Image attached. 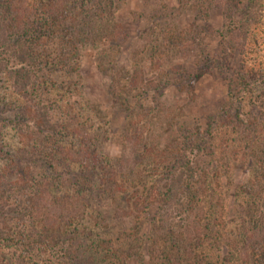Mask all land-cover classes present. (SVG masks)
I'll return each instance as SVG.
<instances>
[{
	"label": "trees",
	"instance_id": "1",
	"mask_svg": "<svg viewBox=\"0 0 264 264\" xmlns=\"http://www.w3.org/2000/svg\"><path fill=\"white\" fill-rule=\"evenodd\" d=\"M123 1L0 0V80L11 85L18 99L5 107L16 113L13 120L0 116V154L5 142L9 145L0 172V264H264V214L255 233L225 236L219 224L225 207L219 200L214 204L203 162L211 158L212 125L207 133L185 128L176 143L161 150L142 141L139 154L145 164L134 174H121L100 150L109 131L96 128L91 117L85 119L86 104L76 100L71 86L59 82L60 75L79 71L80 48L95 38L109 41L110 51L121 53L125 35L115 15ZM194 1L219 4L224 26L218 36L239 43L244 59L238 70L229 69L226 108L242 104L244 94L254 93L262 79L250 58L263 43L256 31L264 32V0ZM150 43L141 35L136 57L145 55ZM152 55L157 81L145 83L141 60H135L134 75H122L116 65L106 70L115 89L133 100L177 85L194 94L191 82L168 80L161 68L164 54ZM90 113L101 119L95 108ZM223 118L257 131L255 120L247 122L239 113L232 116L227 110ZM9 133L15 137L11 142ZM259 190L264 194V187ZM122 200L125 207L119 206L113 216L117 223L143 220L156 206L148 258L142 226L117 249L89 230L91 221L94 228H107L111 221L101 210ZM221 241L229 247L226 262L216 254Z\"/></svg>",
	"mask_w": 264,
	"mask_h": 264
},
{
	"label": "rangeland",
	"instance_id": "2",
	"mask_svg": "<svg viewBox=\"0 0 264 264\" xmlns=\"http://www.w3.org/2000/svg\"><path fill=\"white\" fill-rule=\"evenodd\" d=\"M218 6L197 4L194 0H124L115 15L125 35L121 46L119 44L121 53L111 52L109 41L100 43L102 39L95 38L92 43L80 48L76 60L79 71L60 75L58 80L71 86V94L76 93V100L86 104L82 116L85 119L91 117L96 122V128L100 126L109 131L105 137L108 140H104L100 150L121 174L139 169L143 163L139 153L145 141L148 148L161 150L176 143L185 128V131L207 133L212 125L211 158L203 162L208 169L214 204L219 200L225 207L219 224L224 226L225 236L231 234L233 237V232H258L264 214V194L261 195L259 190L260 186L264 187V32L257 28L263 43L250 58L262 74V79L254 93L244 94L242 104L235 103L227 109V77L232 70L239 69L244 57L239 51L238 41L233 42L232 37L222 41L218 36L224 26L221 11L216 8ZM143 34L150 38L151 43L147 45L145 55L136 57L133 53L137 49L135 42ZM156 48L155 53L164 54L161 68L167 73L168 80L183 85L185 81L187 84L191 82L194 94L180 91L177 85L158 93H145L133 100L120 88V91L115 89L106 70L116 65L122 75L125 72L134 75L135 60H141V76L145 83L157 81L159 71L151 61ZM16 101L18 99L11 85L0 80L2 118H15L16 113L5 107ZM158 103L159 109L154 111ZM92 107L101 119L90 113ZM227 110L232 116L239 113L247 122L254 119L257 131H246L235 126L231 120L229 124L223 118ZM140 118L146 119L138 121ZM137 124L141 126L138 128ZM14 138L12 133L7 135L9 142ZM7 144L5 142L4 153L0 154V172L7 162ZM123 204L125 207L124 200L118 204L108 202L101 210L106 221H111L108 227L94 228L91 221L89 230H93V236L108 241L113 249H117L136 231V227L142 226L141 239L148 258V239L156 206L145 213L143 220L129 219L126 223H117L113 221V216ZM226 244L221 241L216 246V254L225 262L230 257ZM4 258L7 262V257Z\"/></svg>",
	"mask_w": 264,
	"mask_h": 264
}]
</instances>
